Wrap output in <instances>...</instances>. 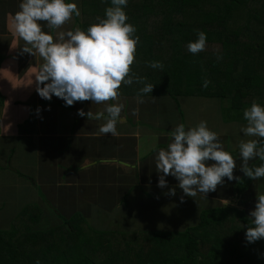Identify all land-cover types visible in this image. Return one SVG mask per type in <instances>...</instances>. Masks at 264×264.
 I'll return each instance as SVG.
<instances>
[{"label":"crops","instance_id":"0c3cea01","mask_svg":"<svg viewBox=\"0 0 264 264\" xmlns=\"http://www.w3.org/2000/svg\"><path fill=\"white\" fill-rule=\"evenodd\" d=\"M21 2L0 0V232H10L22 221L35 230L45 229L46 219L57 227L49 208L62 221L79 215L87 226L99 230L94 233L110 234L109 244L119 249L134 243L120 236L123 231L183 233L200 224L204 211L225 206L223 200L231 196L213 192L206 198L199 193L194 198L185 196L170 175L165 177L166 187H158L162 173L156 171L155 155L167 148L168 134L177 125L183 123L187 130L206 121L234 157L237 177L242 163L239 148L231 149L234 132L229 127L224 131L221 123L244 127L247 122L243 118L224 121L215 99L181 98L178 106L171 99L143 97L138 104L137 95L120 87L124 108L116 125L119 135L100 134L104 121L88 120L77 112H95L105 105L84 101L65 106L55 95L46 100L36 92L35 76L43 61L38 54L22 53L24 42L14 34L13 17ZM66 2L76 3L80 16L73 15L61 31L80 27L83 17L82 0ZM40 23L55 37L46 22ZM133 109H138V115H132ZM172 188L176 194L166 195ZM119 258L135 261V257Z\"/></svg>","mask_w":264,"mask_h":264},{"label":"trees","instance_id":"16d2710c","mask_svg":"<svg viewBox=\"0 0 264 264\" xmlns=\"http://www.w3.org/2000/svg\"><path fill=\"white\" fill-rule=\"evenodd\" d=\"M110 6L111 0H82L80 28L86 31L106 18ZM124 10L139 36L131 74L154 85L143 97L171 99L178 106L181 98L215 99L224 121L243 118L253 101L264 106V0H128ZM198 31L206 33V48L193 55L187 45L197 40ZM151 61L163 69L151 68ZM204 79L210 81L207 88ZM143 86L126 85L133 95ZM253 160L251 167L264 164ZM236 176L240 180L232 191L238 205L204 211L200 224L183 233L149 234L148 243L113 249L110 234L77 230L80 216L47 231L22 221L0 232V264H264V239L249 243L245 237L254 226L246 197L256 183L264 194V178L253 181L242 171Z\"/></svg>","mask_w":264,"mask_h":264},{"label":"clouds","instance_id":"9594fccd","mask_svg":"<svg viewBox=\"0 0 264 264\" xmlns=\"http://www.w3.org/2000/svg\"><path fill=\"white\" fill-rule=\"evenodd\" d=\"M128 0H111V6L105 9L106 18H98L86 31L80 27L61 31L73 15L80 16L76 3L66 0H22L19 11L13 17L14 34L24 42L22 53H28L42 59L39 72L35 76V90L46 100L52 96L65 101V106L76 102L91 101L92 104L105 105L101 110L87 113L79 109L77 115L87 116L88 120L104 121L99 126V133L118 136L116 125L121 122L124 105L119 102L121 85L143 84L139 89L136 102H144L143 95L152 93L154 85L145 83V78L134 76L131 66L135 62L139 36L137 29L126 23L125 12ZM40 22H46L55 37L42 30ZM197 40L189 42L187 49L196 55L206 48L207 36L198 31ZM222 57H217L221 59ZM153 69H163L159 61L148 62ZM210 81L204 79L203 87ZM114 102V103H109ZM138 115V109L132 110ZM243 118L247 122L241 128L245 137L252 139L239 142V153L242 160L240 171L255 181L264 178V164L251 167L249 161L259 158L264 161V106L252 102L244 109ZM171 142L167 148H160L155 155V168L159 176L158 187L167 185L166 176L178 181V187L185 196L196 197L215 192L218 185L240 177L234 176L236 161L224 150L219 136L201 121L195 127L188 128L183 123L177 125L168 134ZM209 161L214 163L209 164ZM175 188L166 195L174 196ZM181 202L184 197L181 196ZM225 206L230 202L223 200ZM252 227L245 233L247 242L255 243L264 239V194L257 195L254 210L250 212ZM39 264V261H37Z\"/></svg>","mask_w":264,"mask_h":264},{"label":"rangeland","instance_id":"374dc122","mask_svg":"<svg viewBox=\"0 0 264 264\" xmlns=\"http://www.w3.org/2000/svg\"><path fill=\"white\" fill-rule=\"evenodd\" d=\"M82 20V19H81ZM80 20V21H81ZM82 29V28H81ZM121 88H124V89H127V87H126V85H121ZM220 114H221V110H220ZM230 114V113H229ZM170 124H172V123H170ZM228 127L230 128V131H233L234 132V134L233 135H231L230 137H231V140H230V147H231V149L232 150H235V149H238L239 147H238V145H239V142L241 141V140H248V139H252L251 137H245L244 136V134L242 133V131H241V128L243 127L242 125H239V124H227V125H225V124H223V123H221V128L224 130V131H229L228 130ZM257 159V158H256ZM255 159V160H256ZM255 160H253V161H255ZM224 184L223 185H218L217 186V190L215 191V192H213V193H217V194H220V195H222L223 197H226V196H231V197H228V198H230V199H228V201L230 202L228 205H238V201L239 200H237V198H236V196H235V194H233V182L235 181V179H233V180H231V181H229L226 177L224 178ZM260 184L259 183H256V185L254 186H252L251 187V190H250V192L248 193V195H247V197H246V199L247 200H249L250 202V206L247 208V209H249L250 210V212L252 211V210H254V208H255V204H256V202H257V195L258 194H263V192H260L259 191V189H258V187L257 186H259ZM233 195V196H232ZM246 208V207H245ZM46 210H48V215H49V217H50V219L56 224V226H61L62 224H63V221L60 219V218H56L54 215H53V213L51 212V210L48 208V209H46ZM53 211H56L55 209H52ZM77 216H79V215H77ZM87 222L88 221H86V223L83 221V222H81L80 223V228L82 229V230H84V231H86V232H88V229L90 230V231H93V232H98L99 230L98 229H95V228H93V227H91V225L88 227L87 226ZM89 224V223H88ZM191 226V225H190ZM52 227H55L54 226V224H53V226H51V224H50V222L49 221H47V219H46V223H45V229H42V230H48L49 228H52ZM189 228H191V227H189ZM97 230V231H96ZM174 233H177V234H179V233H181V231L180 232H174ZM173 233V234H174ZM149 234H154V233H139V232H136V233H133V232H128V231H123V232H121V234H120V236H122V237H124L125 239H128L129 240V242L131 243V242H134V243H140V244H142V243H148V241H149V238H151V237H149ZM116 235H119V234H116ZM208 235H212V234H210V233H208ZM222 236H226V234H221V237ZM134 238L136 239V238H139V239H137V240H134ZM144 239L145 240H147V241H144ZM136 241V242H135ZM221 241H224V239L222 240L221 239ZM172 244H174V245H177V244H175L173 241H172ZM164 246H166V247H170V244L169 243H167V244H165ZM163 246V247H164ZM141 247V246H140ZM134 250H136V248L134 249ZM140 250V249H139Z\"/></svg>","mask_w":264,"mask_h":264}]
</instances>
